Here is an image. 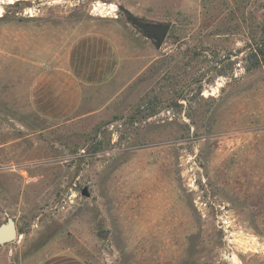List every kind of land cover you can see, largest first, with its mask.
Here are the masks:
<instances>
[{
	"label": "rangeland",
	"instance_id": "374dc122",
	"mask_svg": "<svg viewBox=\"0 0 264 264\" xmlns=\"http://www.w3.org/2000/svg\"><path fill=\"white\" fill-rule=\"evenodd\" d=\"M93 30L115 75L40 115L34 78ZM6 213L0 264H264V0H0Z\"/></svg>",
	"mask_w": 264,
	"mask_h": 264
},
{
	"label": "crops",
	"instance_id": "0c3cea01",
	"mask_svg": "<svg viewBox=\"0 0 264 264\" xmlns=\"http://www.w3.org/2000/svg\"><path fill=\"white\" fill-rule=\"evenodd\" d=\"M116 42L93 30L75 36L60 64L41 71L30 87L33 108L50 119H65L79 108L86 87L107 83L121 61Z\"/></svg>",
	"mask_w": 264,
	"mask_h": 264
},
{
	"label": "water",
	"instance_id": "95a60500",
	"mask_svg": "<svg viewBox=\"0 0 264 264\" xmlns=\"http://www.w3.org/2000/svg\"><path fill=\"white\" fill-rule=\"evenodd\" d=\"M118 8L124 12L127 21L139 29L142 34L150 39L156 48H159L165 40L169 23L143 20L131 13L127 8L119 5ZM83 194H87V189H82ZM17 237V226L13 217L6 213V218L0 223V245L12 242Z\"/></svg>",
	"mask_w": 264,
	"mask_h": 264
}]
</instances>
